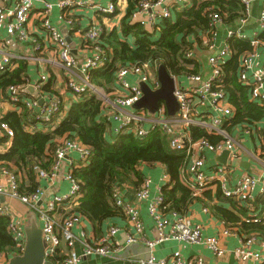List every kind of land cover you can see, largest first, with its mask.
Here are the masks:
<instances>
[{"label":"built area","instance_id":"1","mask_svg":"<svg viewBox=\"0 0 264 264\" xmlns=\"http://www.w3.org/2000/svg\"><path fill=\"white\" fill-rule=\"evenodd\" d=\"M244 6V16L230 24L221 43H217V27L223 24L220 16H210L209 31L206 32L205 47L210 51L207 59L208 70L204 73L190 74L181 78H173V97L178 105L177 113L168 116L163 102L159 103L154 114L146 110L135 111L133 106L142 98L139 84H145L151 91L159 89L155 63H134L120 67L112 84L110 98L103 91L94 87L90 82V72L101 68L106 59L99 47V37L102 29L98 26H88L84 29L78 27L75 34L80 41L84 42V54H80V61L71 55V49L61 34L59 28L51 23L50 17L54 11H58L64 20L68 32L74 24V13L89 8L96 13L112 14L115 5H93V0H0V32L10 38H14L21 44H33V51L45 54L46 57H33L19 54H10L4 50V44L0 40V72L12 70L14 63L19 61H32L38 66V78L34 82H28L24 87L10 86L5 90L6 103L11 110H17V105H23L33 116L28 118L25 130L34 132L38 125L50 121L52 116L59 110L61 101L58 97L41 95L39 89L47 81V66L61 70L65 79L66 87L73 95L91 91L97 97L103 99L105 110L103 117L110 125L112 136L131 133L137 139L149 138L155 133H160L168 138L169 148L175 152L186 151L188 163L182 180L195 197L210 188L218 189L225 199L240 201L248 199L252 204L249 213L241 219L245 225L263 224L264 209L255 207L253 204L264 200V157L258 160L261 171L257 175L239 174L232 179L231 174L235 170L237 162L244 155L253 158V155L243 149L232 139L225 129L230 121L233 111L230 107L228 96L224 91L223 71L224 65L231 57L230 43L239 40L249 42L253 47H258L257 35L249 39L243 33V26L250 14V2L238 0ZM40 2V8L35 13V4ZM189 0H155L143 1L138 5L137 11L131 17V24H138L147 30L155 28L159 22L170 18L176 7L188 5ZM36 15V18H34ZM38 15V17H37ZM39 21L40 32L43 34L45 45L29 35L28 25L32 19ZM258 26L264 31V9L258 17ZM37 36V35H36ZM194 48L184 53V60H194L195 50L198 49L193 38H188ZM47 46L52 49L49 53ZM78 46V47H79ZM257 58L256 50L242 55L239 61L238 82L242 86H250V98L252 103H264V70H254ZM133 79V80H131ZM33 85L38 92V98H23V89ZM28 97V96H27ZM43 99V105H38V100ZM106 110L109 113H106ZM199 128L206 133L219 137L214 144L200 139L193 142L189 130ZM12 130L0 123V138L5 137L7 142L5 150L10 147L13 139ZM227 151L228 156L225 165H214L206 171V154L218 157ZM75 155L77 162L71 164L63 176L67 182L68 190L60 195L53 196L45 204H40L44 193L42 183L53 185L60 165L67 157ZM90 156L89 149L80 144L76 139L65 138L58 142L53 157V166L49 172L39 167H34L38 188L30 195L19 194V182L17 178L5 169L0 170V198L19 202L35 215L37 226L41 232L42 241L45 244L44 262L52 264H79L81 260L89 256L111 257L125 250L127 247L142 243L149 252L148 258L139 260L137 264H206L201 256L184 258L179 252H173L169 258H156L152 255L154 248L165 242H177L187 246L203 247L216 258H221L226 250L221 241L224 238H235L237 247L234 254L241 263L252 261L255 264H264V242L256 236H242L235 228H228L220 224L218 236L205 237L202 234L201 224H193L187 217L176 212L165 214V205L160 189L158 194L149 199L151 177L145 176L134 193L137 202L146 201L149 219L151 220L156 238L149 240L144 236V227L140 219L138 209L126 203L118 189L114 187L111 200L116 208H119L127 223L133 228L134 234L124 233L123 240L115 239L119 229L116 226H108L107 234L98 241L87 240L83 235L78 237L74 228L81 222L82 217L75 214H67L71 206L81 198L78 181L72 177V170L76 167L87 165ZM155 165V164H152ZM159 165V164H158ZM148 166L146 164L140 165ZM163 173L160 180L167 183L169 176L162 166ZM229 180H235L230 182ZM205 211V210H204ZM169 216V219L165 217ZM0 218H8V232L11 235L15 247L22 254L25 244L24 230L28 226V218L16 215L6 202H0ZM259 241L260 250H253L252 246ZM64 247L59 256L58 249ZM79 248L78 252L76 248ZM20 254V255H21ZM18 256V255H17ZM61 258V259H58ZM56 259V262H51Z\"/></svg>","mask_w":264,"mask_h":264},{"label":"trees","instance_id":"2","mask_svg":"<svg viewBox=\"0 0 264 264\" xmlns=\"http://www.w3.org/2000/svg\"><path fill=\"white\" fill-rule=\"evenodd\" d=\"M143 1L155 0H126V8L120 19L119 28L100 27L102 32L99 37V47L106 61L101 68L90 72V82L109 98L116 71L130 64L151 62L163 65L168 74L174 78L198 74L197 62L183 59L184 53L194 48L188 38L192 37L198 48H205L199 33L209 31L211 15L217 14L226 25L244 16V6L238 0H189L187 8L174 9L170 18L159 22L152 30H147L138 24L130 23L139 3ZM110 2L116 5L117 0ZM118 14L116 8L112 14L96 13L95 16L101 22L103 18L112 19ZM77 29V22H74L69 35L73 37ZM256 39L258 47L263 45L264 31L258 34ZM36 40L45 45L42 38L36 36ZM78 42L84 48L85 43L80 39ZM33 48L32 44L30 49L33 57H46L45 54L34 52ZM256 48L249 42L233 41L230 43L231 57L222 65L224 91L233 111L232 118L225 125L228 133L232 127L248 128L264 119V103L261 105L252 103L249 100L251 87L242 86L238 82L240 58L255 51ZM47 50L49 53L52 51L48 46ZM30 63L19 61L14 63L12 70L0 72V104L6 102L5 90L8 87H24L28 84ZM34 64L37 77L38 66ZM46 70L47 81L41 85L39 93L48 97H58L61 101L59 110L50 121L38 125L34 132L25 130L28 118L33 114L20 104L16 106L17 110H11L0 116V123L6 124L14 134L10 147L0 153V170L5 169L17 178L20 195H30L35 192L38 182L34 167L49 172L53 166L58 142L69 138L76 139L87 147L90 156L86 166L72 170L71 175L78 181L81 198L71 206L67 214L79 215L86 219L91 223L96 235L104 222L119 218L123 214L112 203L114 187L124 182L135 193L144 178L139 170V166L143 164L162 165L169 176L167 184L161 187V194L167 206L165 211L185 216L190 205L200 201L192 195V191L182 180L189 160L185 150L172 151L169 148L168 138L160 133L143 140L135 138L131 133L110 135V125L103 117L105 110L103 99L91 91L73 95L66 87V79L61 70L50 66H47ZM55 71L60 72L61 88H57L59 81ZM22 97L29 98L26 95ZM189 133L193 142L204 139L214 144L220 140L219 137L199 128H192ZM6 142L7 139L1 137L0 147L5 148ZM215 190L217 201L231 207L233 212L220 205L207 206L213 216L226 227L227 225L238 227L237 230L242 236L254 235L264 242V222L251 225L240 222L249 213L252 205L250 201L225 199L218 186ZM210 194V191L204 192L203 197L208 198ZM208 199L211 200L210 197ZM253 205L263 210L264 200L257 201ZM31 214L34 216L32 212ZM8 222V218H0V258H4L6 262L21 254L8 232ZM63 251L64 247L61 246L58 249L59 256ZM51 262L55 263L56 259H51Z\"/></svg>","mask_w":264,"mask_h":264},{"label":"crops","instance_id":"3","mask_svg":"<svg viewBox=\"0 0 264 264\" xmlns=\"http://www.w3.org/2000/svg\"><path fill=\"white\" fill-rule=\"evenodd\" d=\"M44 1H53V0H44ZM169 2L171 0H168ZM250 2V14L247 17V21L243 26L242 30L243 33L251 39L254 35H258L261 33L258 26V17L260 12L263 10L264 0H248ZM93 5L101 4L103 6H107L110 0H94ZM40 2H36L35 9L40 8ZM113 5H115L113 3ZM188 7V5L184 6ZM115 8L119 11V14L112 19L103 18L100 22L97 20L95 14L92 9L85 8L81 11H77L74 13L75 22H77L78 27L82 29L88 26H98L102 27L107 26L108 28H119L120 26V19L124 15L125 8H126V0H117ZM176 10H182V6L176 7ZM185 9V8H184ZM39 10L36 9L35 13ZM38 14V13H37ZM38 17V15H37ZM36 18V15H34ZM32 19L30 24L28 25L29 35L33 38H36L37 35L39 38L43 37V34L38 35L37 32H40L39 29V21L36 19ZM50 21L52 24L57 26L60 30V27L64 25V20L61 17L58 11H54L50 17ZM67 28V27H66ZM227 29H230L229 25H222L217 27V43H221L222 37H224ZM61 32V31H60ZM68 32V30H67ZM69 35V32H68ZM70 36V35H69ZM72 42L75 45V49L78 51L79 55L84 54V50L79 46V38L73 34L71 37ZM199 38L202 41V45L204 46L206 43V32H200ZM43 39V38H42ZM0 40L4 44V50L10 54H19V55H26L32 56L30 46L21 44L17 42L14 38H10L6 36L4 33L0 32ZM45 43V40L43 41ZM257 58L254 63V70L257 72H261L264 70V44L260 45L256 48ZM210 51L208 48H198L195 50V59L197 60L198 64V73H204L208 70V63L207 59L209 57ZM30 71H29V82H34L37 80L38 75L36 77V69L34 62L30 61ZM58 70V69H57ZM38 72V71H37ZM59 84L57 88H61L60 82V72H55ZM133 80V79H131ZM11 112L10 105L6 102H2L0 104V116H3L5 113ZM108 114L109 111L106 110ZM230 136L232 139L237 143V145L241 146L246 151L250 152L253 155V158L242 156L239 162L235 163V170L231 174V178H236L239 174H247V175H257L261 171V166L258 160L264 157V119L254 123L252 126L248 128L245 126H236L232 127L230 131ZM112 135V133H110ZM5 148L0 147V153L4 152ZM206 164L205 170L208 171L214 165H220L215 161L216 157L211 156L210 154H206ZM77 162V157L75 155L67 157L64 161H62L59 172L54 179L53 185H49V183H42L44 187L43 196L40 199V204H45L50 198L53 196H57L60 194L65 193L68 190V183L63 181V176L67 172L69 166L71 164H75ZM244 163L246 164L245 168L240 167V165ZM139 170L143 173L144 177L148 176L151 177V185H150V193L149 199L155 197L158 194V191L161 187L166 185L167 183L162 182L160 180L161 175L163 173L162 165H148L146 166H139ZM233 182L235 180H229ZM118 189L120 190L123 200L126 203H129L135 206L138 209L140 214V219L143 223L144 227V236L146 239L152 240L156 238L154 226L149 219L148 211H147V202L141 201L137 202L134 198V192L132 191L131 187L125 184L124 182H120L118 185ZM210 191V198H204V192ZM215 188L206 190L195 196L200 201L193 202L188 211L186 212L185 217H187L193 224H201L202 226V234L205 237L210 236H218L220 233V222L217 220L213 214L209 211L207 206H215L220 205L222 207H226L228 210L233 212L231 207L228 205L221 204L217 201L215 197ZM3 202L9 204L12 208L13 212L16 213L18 216H23L25 218H31V212L22 204L16 201H11L5 199ZM205 210V211H204ZM165 214H169L170 212L165 211ZM123 215V214H122ZM115 218L109 221L104 222L100 227L99 233L93 231L91 223L88 222L86 219L82 218L81 222L74 228V233L78 237L84 236L87 240L91 241H98L107 234L108 226H116L119 229V232L116 234L115 239L118 241L123 240L124 233H131L134 234L133 228L127 223L124 216ZM180 215V214H179ZM167 219L169 216L165 215ZM241 222V221H240ZM230 228L238 229L236 226L227 225ZM260 241V240H259ZM259 241L253 244V250H260ZM222 247L226 250V253L221 258L214 257L211 253H209L205 248L199 246H187L177 242H165L161 245H158L154 248L152 255L156 258H169L173 252H179L184 258L188 259L193 256H201L206 264H255L252 261L241 263L238 257L234 254V249L237 247L238 243L235 238H224L221 241ZM76 250L79 252L80 249L77 247ZM149 252L148 249L142 243H136L125 250L114 254L111 257H97V256H89L83 260L79 264H137L139 260H144L148 258ZM6 260L4 258H0V264H6Z\"/></svg>","mask_w":264,"mask_h":264},{"label":"water","instance_id":"4","mask_svg":"<svg viewBox=\"0 0 264 264\" xmlns=\"http://www.w3.org/2000/svg\"><path fill=\"white\" fill-rule=\"evenodd\" d=\"M61 34L65 37L66 42L71 49V55L80 61V55L75 49V45L68 35L65 25L60 27ZM157 80L160 87L156 91H151L147 85L139 84V88L142 92V98L138 103L133 106L135 111L146 110L150 114H154L159 106L160 102H163L168 116H174L177 113L178 105L173 97L174 80L168 74L163 65L157 66L156 71ZM23 94L30 98H38V92L33 85H28L23 89ZM44 100L39 99L38 105L42 106ZM228 152L224 151L222 154L215 158V161L220 165L226 164ZM240 167L245 168L246 164L242 163ZM4 199L1 197L0 202ZM25 244L21 255L14 256L8 259L6 264H52L50 262H44V248L45 244L41 238V232L37 226L35 216H31L28 222V226L24 230Z\"/></svg>","mask_w":264,"mask_h":264},{"label":"rangeland","instance_id":"5","mask_svg":"<svg viewBox=\"0 0 264 264\" xmlns=\"http://www.w3.org/2000/svg\"><path fill=\"white\" fill-rule=\"evenodd\" d=\"M55 72H57V71H55ZM35 216V215H34Z\"/></svg>","mask_w":264,"mask_h":264}]
</instances>
